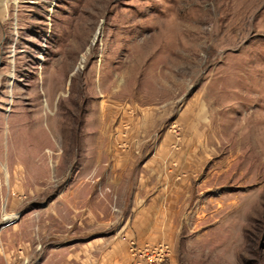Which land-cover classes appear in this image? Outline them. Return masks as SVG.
I'll return each mask as SVG.
<instances>
[{
    "label": "rangeland",
    "instance_id": "obj_1",
    "mask_svg": "<svg viewBox=\"0 0 264 264\" xmlns=\"http://www.w3.org/2000/svg\"><path fill=\"white\" fill-rule=\"evenodd\" d=\"M132 241L264 264V0H0V264Z\"/></svg>",
    "mask_w": 264,
    "mask_h": 264
},
{
    "label": "built area",
    "instance_id": "obj_2",
    "mask_svg": "<svg viewBox=\"0 0 264 264\" xmlns=\"http://www.w3.org/2000/svg\"><path fill=\"white\" fill-rule=\"evenodd\" d=\"M130 250L136 261L145 264H167L172 256V248L163 241L144 244L132 241Z\"/></svg>",
    "mask_w": 264,
    "mask_h": 264
},
{
    "label": "crops",
    "instance_id": "obj_3",
    "mask_svg": "<svg viewBox=\"0 0 264 264\" xmlns=\"http://www.w3.org/2000/svg\"><path fill=\"white\" fill-rule=\"evenodd\" d=\"M109 255L111 256V264H120V257L118 255V253L114 252V250L110 251V252H104V251H101V263H97V264H108V261H105L104 262V257L108 258ZM172 264V261H170ZM124 264H135L132 259H130V261L124 263Z\"/></svg>",
    "mask_w": 264,
    "mask_h": 264
},
{
    "label": "bare ground",
    "instance_id": "obj_4",
    "mask_svg": "<svg viewBox=\"0 0 264 264\" xmlns=\"http://www.w3.org/2000/svg\"><path fill=\"white\" fill-rule=\"evenodd\" d=\"M8 166V165H7ZM3 169H4V173L6 174V176H10V172L7 170V167L6 165L3 166ZM17 171V170H16ZM16 171H15V174H16Z\"/></svg>",
    "mask_w": 264,
    "mask_h": 264
}]
</instances>
